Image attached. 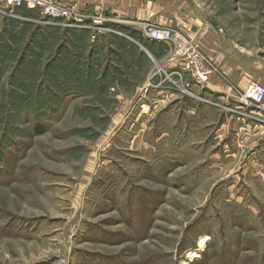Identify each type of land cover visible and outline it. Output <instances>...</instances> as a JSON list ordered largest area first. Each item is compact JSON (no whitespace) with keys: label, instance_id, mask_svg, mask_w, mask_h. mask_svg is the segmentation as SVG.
Instances as JSON below:
<instances>
[{"label":"rangeland","instance_id":"rangeland-1","mask_svg":"<svg viewBox=\"0 0 264 264\" xmlns=\"http://www.w3.org/2000/svg\"><path fill=\"white\" fill-rule=\"evenodd\" d=\"M61 1L102 23L0 9V264H264V173L245 170L248 148L217 157L226 142L195 140L190 116H146L135 94L159 66L149 15L215 40L200 49L214 74L225 54L264 84V0ZM179 74L165 80L193 96ZM251 109L227 111L264 128Z\"/></svg>","mask_w":264,"mask_h":264},{"label":"crops","instance_id":"crops-1","mask_svg":"<svg viewBox=\"0 0 264 264\" xmlns=\"http://www.w3.org/2000/svg\"><path fill=\"white\" fill-rule=\"evenodd\" d=\"M86 11L89 10L86 9ZM134 14H132V18H135ZM143 20L174 28L181 26L174 19L162 21L152 18L151 15L147 16V18L144 17ZM184 31L189 34L188 36H192L195 41L194 27L184 26ZM204 41L197 42L198 47L201 46L199 48L204 53L211 52V49H218V43L215 40L208 39ZM147 45L154 51V55L153 53L152 55L155 56L159 66L157 68H149L145 79L135 87V94L139 99L137 103L140 109H144V114L150 117H153L154 114L159 115L160 123H164L165 120L163 119H167L168 113L171 116L175 114L176 118L179 117L180 119L190 116L192 119L191 123H186L185 125L191 124L192 128L195 126V130H193L195 131V140L226 142L220 152L214 153L215 156L232 157L233 151L231 153L228 152L227 142L237 141V143L244 144L248 148L249 155L245 161V170L249 169V171H252L254 168L258 173H264V145H260V141H264L263 125L258 123L256 116L255 118L251 116L255 121H250L244 119V117L239 118V116L237 117L227 111L231 108H240L238 95L250 83L251 77L241 70L238 65H233L225 54L217 57L214 55L215 61L223 70V77L214 74L207 84L200 87L194 84L188 78V75H184L185 79L182 80V86L188 87V90L193 94V96H188L183 94L180 89L174 87L170 80H165L169 75L179 72L182 69V63L169 57L170 55L166 53L168 46L165 44L148 42ZM198 97L214 99L220 104V108L201 103ZM242 110L247 111L246 108ZM249 112L253 113L252 110Z\"/></svg>","mask_w":264,"mask_h":264},{"label":"built area","instance_id":"built-area-1","mask_svg":"<svg viewBox=\"0 0 264 264\" xmlns=\"http://www.w3.org/2000/svg\"><path fill=\"white\" fill-rule=\"evenodd\" d=\"M1 8L10 12L21 8L38 10L42 20L61 24L69 28H84L91 23L94 28H97L96 26L101 24L103 20L100 14L90 15L61 0H0ZM141 31L144 39L161 42L168 46L170 50L169 57L180 61L191 81L198 86L207 84L211 76L216 72L214 63L190 37L179 29L144 22L141 24ZM176 74L180 75L179 72ZM173 82L175 83V81ZM238 97L239 109L251 107L252 112L264 114L263 83L250 82L239 93ZM61 264H65V261L63 260Z\"/></svg>","mask_w":264,"mask_h":264},{"label":"trees","instance_id":"trees-1","mask_svg":"<svg viewBox=\"0 0 264 264\" xmlns=\"http://www.w3.org/2000/svg\"><path fill=\"white\" fill-rule=\"evenodd\" d=\"M21 9H25V8H21ZM148 42H152V43H155L154 41H148ZM159 43H161V42H159ZM164 44V43H163ZM144 45H145V47H147V49L151 52V53H153V55H154V51L152 50V48L150 49L149 47H148V45H146L145 43H144ZM36 132L37 133H43V129H39V128H37L36 129Z\"/></svg>","mask_w":264,"mask_h":264},{"label":"bare ground","instance_id":"bare-ground-1","mask_svg":"<svg viewBox=\"0 0 264 264\" xmlns=\"http://www.w3.org/2000/svg\"><path fill=\"white\" fill-rule=\"evenodd\" d=\"M204 243H205V239L202 238L201 241H200V247L204 246ZM195 253H191L190 254V258L194 255Z\"/></svg>","mask_w":264,"mask_h":264}]
</instances>
